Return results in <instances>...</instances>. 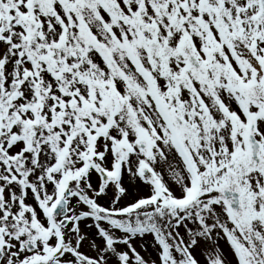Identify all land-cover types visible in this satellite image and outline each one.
Returning a JSON list of instances; mask_svg holds the SVG:
<instances>
[{
    "label": "snow or ice",
    "instance_id": "obj_1",
    "mask_svg": "<svg viewBox=\"0 0 264 264\" xmlns=\"http://www.w3.org/2000/svg\"><path fill=\"white\" fill-rule=\"evenodd\" d=\"M0 264H264V0H0Z\"/></svg>",
    "mask_w": 264,
    "mask_h": 264
},
{
    "label": "rangeland",
    "instance_id": "obj_2",
    "mask_svg": "<svg viewBox=\"0 0 264 264\" xmlns=\"http://www.w3.org/2000/svg\"><path fill=\"white\" fill-rule=\"evenodd\" d=\"M148 252L151 253L152 255H154V253L152 252L151 247L148 248Z\"/></svg>",
    "mask_w": 264,
    "mask_h": 264
}]
</instances>
